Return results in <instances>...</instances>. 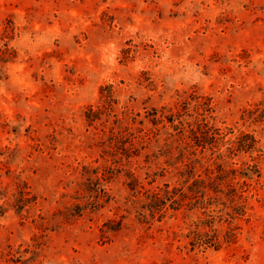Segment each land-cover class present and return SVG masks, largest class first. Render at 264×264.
Returning a JSON list of instances; mask_svg holds the SVG:
<instances>
[{
    "label": "rangeland",
    "instance_id": "1",
    "mask_svg": "<svg viewBox=\"0 0 264 264\" xmlns=\"http://www.w3.org/2000/svg\"><path fill=\"white\" fill-rule=\"evenodd\" d=\"M0 264H264V0H0Z\"/></svg>",
    "mask_w": 264,
    "mask_h": 264
},
{
    "label": "trees",
    "instance_id": "2",
    "mask_svg": "<svg viewBox=\"0 0 264 264\" xmlns=\"http://www.w3.org/2000/svg\"><path fill=\"white\" fill-rule=\"evenodd\" d=\"M206 143V141H201L200 142H197V144H201L202 146Z\"/></svg>",
    "mask_w": 264,
    "mask_h": 264
}]
</instances>
